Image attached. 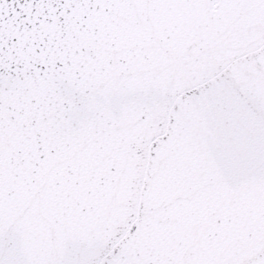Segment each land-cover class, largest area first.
<instances>
[{
	"label": "snow or ice",
	"instance_id": "snow-or-ice-1",
	"mask_svg": "<svg viewBox=\"0 0 264 264\" xmlns=\"http://www.w3.org/2000/svg\"><path fill=\"white\" fill-rule=\"evenodd\" d=\"M0 264H264V0H0Z\"/></svg>",
	"mask_w": 264,
	"mask_h": 264
}]
</instances>
